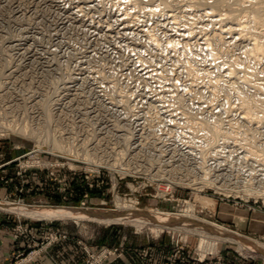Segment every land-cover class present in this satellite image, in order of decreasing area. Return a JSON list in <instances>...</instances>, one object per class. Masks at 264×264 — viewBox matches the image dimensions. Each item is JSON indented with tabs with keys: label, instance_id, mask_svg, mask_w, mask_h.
<instances>
[{
	"label": "rangeland",
	"instance_id": "1",
	"mask_svg": "<svg viewBox=\"0 0 264 264\" xmlns=\"http://www.w3.org/2000/svg\"><path fill=\"white\" fill-rule=\"evenodd\" d=\"M165 1L0 0V203L133 212L0 207V232L23 243L8 264L65 240L78 259L58 264H264V115L243 107L264 101L250 43L264 0ZM249 69L262 89L241 83Z\"/></svg>",
	"mask_w": 264,
	"mask_h": 264
},
{
	"label": "bare ground",
	"instance_id": "2",
	"mask_svg": "<svg viewBox=\"0 0 264 264\" xmlns=\"http://www.w3.org/2000/svg\"><path fill=\"white\" fill-rule=\"evenodd\" d=\"M165 1V0H164ZM166 2V1H165ZM161 4V3H160ZM165 5V4H164ZM163 5V6H164ZM166 6V5H165ZM161 7V6H160ZM167 7V6H166ZM157 8V7H156ZM170 8V7H169ZM154 9V8H153ZM160 9V8H159ZM158 9V10H159ZM164 11V10H163ZM208 11V10H207ZM154 12V14H155V11H153ZM213 11L211 10V13H212ZM211 13H208V14H211ZM214 13V12H213ZM225 13V12H224ZM127 14V13H126ZM175 14V13H174ZM206 14V13H205ZM204 14V15H205ZM228 14V13H227ZM251 14V13H250ZM253 14V13H252ZM251 14V15H252ZM123 15V14H122ZM151 15V14H150ZM157 15V14H156ZM155 16V15H154ZM161 16H162V14H161ZM191 16V15H190ZM203 16V15H202ZM207 16V15H206ZM209 16V15H208ZM217 16V15H216ZM234 16V15H233ZM252 16H254V18L256 19V21L259 23V24H261L262 25V27H263V30H264V16L263 15H261V14H259V13H256V14H254V15H252ZM128 17H130V16H128ZM181 17V16H180ZM186 17V16H185ZM189 17V16H188ZM219 17V16H218ZM227 17V16H226ZM236 17V16H235ZM123 18V17H122ZM126 18V17H125ZM193 18V17H192ZM234 18V17H233ZM181 19V18H180ZM188 19H190V18H188ZM200 19V18H199ZM216 19V18H215ZM155 20V19H154ZM175 20V19H174ZM173 20V21H174ZM185 20V19H184ZM187 20V19H186ZM215 21V20H214ZM243 21H245V19L243 20ZM242 21V22H243ZM178 22V21H177ZM191 22V21H190ZM197 22V21H196ZM241 22V23H242ZM157 23V22H156ZM155 23V24H156ZM159 23V22H158ZM173 23V22H172ZM240 23V25L242 26L243 24H241ZM245 24V23H244ZM247 24V23H246ZM251 24V23H250ZM188 25V24H187ZM239 25V26H240ZM247 25H249V24H247ZM195 26V25H194ZM236 26V25H235ZM238 26V27H239ZM250 26V25H249ZM252 26V25H251ZM170 27V26H169ZM173 27V26H172ZM187 27V26H186ZM196 27V26H195ZM198 27V26H197ZM210 27V26H209ZM217 27V26H216ZM243 27H244V25L242 26V28H238L239 30H244L243 29ZM253 27V26H252ZM174 28V27H173ZM180 28V27H179ZM232 28V27H231ZM247 28V27H246ZM171 29V28H170ZM185 29V28H184ZM188 29H190V28H188ZM192 29V28H191ZM234 29H236L235 27H234ZM233 29V30H234ZM153 30V29H152ZM172 30V29H171ZM208 30H209V28H208ZM249 30V29H248ZM251 30V29H250ZM255 30V29H254ZM187 31V30H186ZM226 31V30H225ZM235 31H237V30H235ZM244 31H246V30H244ZM148 32V31H147ZM150 32V31H149ZM176 32V31H175ZM211 32V31H210ZM237 32H239V31H237ZM236 32V33H237ZM259 33H260V31H258ZM261 32H263V31H261ZM151 33V32H150ZM149 33V34H150ZM181 33V32H180ZM217 33V32H216ZM221 33V32H220ZM240 33V32H239ZM148 34V35H149ZM152 34H154V33H152ZM213 34H215V33H213ZM222 34V33H221ZM254 34V33H253ZM263 34H264V32H263ZM190 35V34H189ZM210 35H212V34H210ZM242 35V34H241ZM244 35V34H243ZM260 35H262V34H260ZM258 36L257 35V33L255 34V36H257V37H251V38H253V42H251L249 39H248V37H250V36H248L246 39H248L249 41H250V43H252V45H253V47H252V50L254 51V53H253V55L252 56H254V57H256V59L259 57V56H262L263 54H264V43H263V41H261V39H259V38H261V36ZM147 36V35H146ZM151 36V35H150ZM186 36V35H185ZM207 36V35H206ZM205 36V37H206ZM213 36V35H212ZM218 36H219V34H218ZM221 36V35H220ZM237 36V35H236ZM263 36V35H262ZM154 37V36H153ZM193 37V36H192ZM242 37V36H241ZM259 37V38H258ZM211 38V37H210ZM224 38V37H223ZM228 38V37H227ZM237 38V37H236ZM245 37L243 36V39H244ZM204 39H206V38H204ZM215 39V38H214ZM150 40V39H149ZM168 40V39H167ZM154 41V40H153ZM204 41V40H203ZM214 41V40H213ZM148 42V41H147ZM150 42V41H149ZM170 42V41H169ZM187 42V41H186ZM207 42V41H206ZM163 43V42H162ZM157 44V43H156ZM155 44V45H156ZM159 44V43H158ZM170 44H172V42L170 43ZM174 44V43H173ZM172 44V45H173ZM189 44V43H188ZM208 44V43H207ZM212 44V43H211ZM244 44V43H243ZM154 45V44H153ZM164 45V44H163ZM177 45V44H176ZM167 46V45H166ZM156 47V46H155ZM169 47V46H168ZM167 47V48H168ZM174 47V46H173ZM182 47V46H181ZM184 47H185V45H184ZM207 46L205 45V48H206ZM249 47V46H248ZM157 48H159V47H157ZM249 50H250V48H248ZM155 50V49H154ZM246 50V49H245ZM131 51V50H130ZM131 52H134V51H131ZM173 52H175L174 50H173ZM187 52V51H186ZM202 52V51H201ZM242 52H244V51H242ZM247 52V51H246ZM251 52V51H250ZM136 53V52H135ZM142 53V52H141ZM144 53V52H143ZM132 54V53H131ZM139 54V53H138ZM162 54V53H161ZM172 54V53H171ZM191 54V53H190ZM211 54V53H210ZM250 54V53H249ZM262 54V55H261ZM174 55V54H173ZM214 55V54H213ZM245 55H246V53H245ZM163 56V55H162ZM161 56V57H162ZM176 56V55H175ZM204 56V55H203ZM242 56H244V55H242ZM213 57V56H212ZM167 58V57H166ZM180 58V57H179ZM209 58V57H208ZM216 58V57H215ZM217 58H219V57H217ZM238 58V57H237ZM245 58V57H244ZM262 58V57H261ZM261 58H258V59H261ZM139 59H140V57H139ZM168 59V58H167ZM206 59V58H205ZM214 59V58H213ZM220 59V58H219ZM235 59V58H234ZM233 59V60H234ZM257 59V60H258ZM209 60V59H208ZM247 60V59H246ZM249 60V59H248ZM252 60V59H251ZM140 61V60H139ZM181 61V60H180ZM223 61V60H222ZM237 60H235V62H236ZM241 61V60H240ZM253 61V60H252ZM259 61V60H258ZM260 61H262V59L260 60ZM187 62H188V60H187ZM196 62V61H195ZM231 63H233L232 61H231ZM248 63V62H247ZM253 63V62H252ZM255 63V62H254ZM259 63V62H258ZM180 64V63H179ZM202 64H203V62H202ZM214 64H216V63H214ZM214 64H212V66L214 65ZM245 64H246V62H245ZM187 65V64H186ZM197 65V64H196ZM201 65V64H200ZM222 65V64H221ZM232 65V64H231ZM235 65H237V63H235ZM235 65H233V66H235ZM239 65V64H238ZM238 65H237V67H238ZM190 66V65H189ZM195 67V66H194ZM222 67V66H221ZM220 67V68H221ZM184 68V67H183ZM186 68H188V67H186ZM223 68V67H222ZM225 68V67H224ZM246 68V67H245ZM248 68H250V67H248ZM188 69H190V68H188ZM187 69V70H188ZM201 69V68H200ZM229 71L232 73V69L234 70V68H232V67H229ZM242 69V68H241ZM206 70V69H205ZM243 70V69H242ZM258 70V69H257ZM213 71V70H212ZM217 71V70H216ZM219 71V70H218ZM222 71V70H221ZM201 72V71H200ZM204 72V71H203ZM236 72V71H235ZM254 71L253 70H247V73H245V76H243L242 78H239V79H241V83H245V84H250L251 83V85H253L255 88H261V83H256L255 82V75H254V73H253ZM258 72V71H257ZM195 73V72H194ZM205 73V72H204ZM212 74V73H211ZM210 74V75H211ZM217 74V73H216ZM234 74H236V73H234ZM257 74V73H256ZM189 75L191 76V74L189 73ZM208 75V74H207ZM228 75H231V74H228ZM237 75V74H236ZM239 76H241L240 74H238ZM197 76V75H196ZM233 76V75H232ZM192 77V76H191ZM195 77V76H194ZM208 77V76H207ZM190 78V77H189ZM216 78V77H215ZM219 78V77H218ZM218 78H217V80H218ZM232 78V77H231ZM255 80H254V79ZM194 79V78H193ZM198 79V78H197ZM202 80V79H201ZM212 81L214 80V79H211ZM209 81V80H208ZM213 82H216V81H213ZM232 82V81H231ZM235 81H233L232 83H234ZM204 83V82H203ZM210 83V82H209ZM220 83V82H219ZM218 83V84H219ZM226 83V82H225ZM228 84V83H227ZM239 84V83H238ZM217 85V84H216ZM236 85H237V82H236ZM230 86H231V84H230ZM252 86V87H253ZM220 87V86H219ZM229 87V86H228ZM242 88H243V86H241ZM254 87H253V91H254ZM222 88V87H221ZM240 88V87H239ZM244 88H245V86H244ZM215 89V88H214ZM217 89V88H216ZM262 89V88H261ZM219 90H221V89H219ZM223 90H225V87H224V89ZM227 90H229V88L227 89ZM233 90H234V88H233ZM186 91V90H185ZM213 91V90H212ZM216 91V90H215ZM219 92V91H218ZM231 92V91H230ZM262 92V91H261ZM214 93V92H213ZM238 93V92H237ZM240 93H241V91H240ZM234 94H236V92L234 93ZM248 95V94H247ZM247 95L245 96V94L244 95H242L241 94V97H242V99H240L239 97V99L241 100V101H243V99L244 100H246L247 101V99H249V98H247ZM250 95V94H249ZM255 95V94H254ZM238 96V95H237ZM232 97V96H231ZM254 97V96H253ZM262 97V96H261ZM214 99H215V97H214ZM235 99V98H234ZM251 99V98H250ZM253 99H255V98H253ZM238 100V99H237ZM257 100L259 101V99L257 98ZM256 99L254 100V101H257ZM245 101V102H246ZM249 102H247V104H251L252 102L250 101V100H248ZM263 100H261L260 99V103H255L254 105L253 104H251V105H246V103H245V105L246 106H243L244 108L246 107V115H247V117H249V118H251V120L252 119H255V118H257V113H255L256 111L255 110H260L261 111V114L262 115H264V103L263 104H261V102H262ZM238 102H240V101H238ZM264 102V101H263ZM242 104H244V101H243V103ZM241 104V105H242ZM240 105V104H239ZM241 108H242V106H240ZM244 111V110H243ZM255 111V112H254ZM259 113V112H258ZM260 114V115H261ZM243 116H244V114H243ZM246 116H244L243 117V119H246L247 118ZM260 117V116H259ZM263 117V116H262ZM251 120H250V123H251ZM249 121V120H248ZM254 121V120H253ZM259 121V120H258ZM249 123V124H250ZM0 207H2V208H4V209H7V210H11V211H17V212H19V213H23V214H25V215H27V216H32V217H35V218H43V219H53V218H63V217H69V216H74V215H76V214H85V215H92L93 217H97V218H99V219H101V220H104V219H107V220H111V219H113V220H115V219H118V218H121V217H123V216H125V215H122V214H126L128 217L130 216V214H132L133 212H131V213H124V212H116L115 210H108V209H80V208H76V207H61V206H36V205H24V204H18V203H14V202H3V203H0ZM147 210H149V209H147ZM154 211V210H153ZM126 212V211H125ZM135 212V211H134ZM163 213V212H162ZM161 212H158V211H154L153 213L152 212H150V211H148L146 214L148 215V216H153V217H159L161 214H162ZM136 216V215H135ZM143 216H145V215H143ZM164 217H168V218H166V220H168V221H170L172 218H175V216L173 217V215H171V214H164ZM131 218V217H130ZM191 218V217H190ZM149 219V218H148ZM170 219V220H169ZM151 220H153V219H151ZM197 221H199L201 224H202V226H203V229L204 230H206L207 232H212V233H214V234H216V235H219V236H221V237H224V238H226V239H228V240H233V241H238L239 243H240V245L242 246V247H247V245H246V243L248 242L241 234H239V233H237L236 231H232V230H229V229H227V228H225V227H222V226H218L217 224H215V223H211V222H207V221H200V220H198V219H196ZM250 244V243H249ZM256 247L257 248H259V246L258 245H256ZM248 248V247H247ZM262 250V249H261ZM260 250V252H263V251H261ZM264 253V252H263Z\"/></svg>",
	"mask_w": 264,
	"mask_h": 264
},
{
	"label": "crops",
	"instance_id": "3",
	"mask_svg": "<svg viewBox=\"0 0 264 264\" xmlns=\"http://www.w3.org/2000/svg\"><path fill=\"white\" fill-rule=\"evenodd\" d=\"M6 231L0 232V264H8L11 256H13L19 248L23 247L22 242L11 238L9 232ZM77 249L78 247L73 244V241H62L51 247L47 254L40 257V260L33 262V264H58L62 259L69 262H77V257L76 260L73 259V253H77ZM125 263L131 264L128 260H126Z\"/></svg>",
	"mask_w": 264,
	"mask_h": 264
}]
</instances>
